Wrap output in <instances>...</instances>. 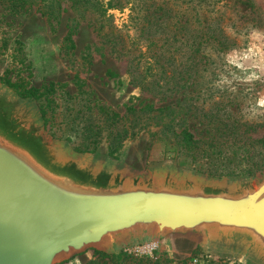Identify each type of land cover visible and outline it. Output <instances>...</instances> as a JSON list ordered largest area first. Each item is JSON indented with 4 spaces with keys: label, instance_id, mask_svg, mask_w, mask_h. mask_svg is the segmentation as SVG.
<instances>
[{
    "label": "rangeland",
    "instance_id": "374dc122",
    "mask_svg": "<svg viewBox=\"0 0 264 264\" xmlns=\"http://www.w3.org/2000/svg\"><path fill=\"white\" fill-rule=\"evenodd\" d=\"M0 79L47 90L45 131L76 151L139 172H264V0H0ZM132 255L244 263L187 236Z\"/></svg>",
    "mask_w": 264,
    "mask_h": 264
},
{
    "label": "water",
    "instance_id": "95a60500",
    "mask_svg": "<svg viewBox=\"0 0 264 264\" xmlns=\"http://www.w3.org/2000/svg\"><path fill=\"white\" fill-rule=\"evenodd\" d=\"M171 236L264 264V172L217 177L172 163L139 172L76 151L0 79V264H61Z\"/></svg>",
    "mask_w": 264,
    "mask_h": 264
},
{
    "label": "trees",
    "instance_id": "16d2710c",
    "mask_svg": "<svg viewBox=\"0 0 264 264\" xmlns=\"http://www.w3.org/2000/svg\"><path fill=\"white\" fill-rule=\"evenodd\" d=\"M65 40L70 43V46L72 48L75 47V42L73 39V33L71 32V30H70V32H68L67 36L65 37ZM7 82L21 96L34 98L38 101L40 99H42L47 92V90L43 91L41 88L28 87V86H25L23 84H14L10 81H7ZM145 107L151 108V107H153V105L147 104ZM166 108L167 107H161L160 110L162 111ZM41 110H42V113L45 117L46 116V110H45L43 103L41 104ZM133 110H135V108ZM45 122L47 124L46 118H45ZM184 134H185L184 140H186V143H187L186 145H189L191 147V145L195 142L193 133L189 130H185ZM84 151H86V150H84ZM203 155L204 156L208 155V152L204 151ZM94 251L98 255V257L96 259L89 260V261L85 262L84 264H151V263H154V264H171V262L169 260H164V259L161 260V262L159 260L152 262V260L148 256H138L139 258L133 259V255L127 253L126 251H122L119 254H116V253L109 254V253L99 251V250H94ZM131 260H133V262ZM178 264H188V263L187 262H181ZM208 264H215V263H214V261H210ZM237 264H244V263H237Z\"/></svg>",
    "mask_w": 264,
    "mask_h": 264
},
{
    "label": "built area",
    "instance_id": "2783aa9c",
    "mask_svg": "<svg viewBox=\"0 0 264 264\" xmlns=\"http://www.w3.org/2000/svg\"><path fill=\"white\" fill-rule=\"evenodd\" d=\"M158 247H159V241L157 242L150 241L141 245H136L135 247L125 248L124 251H126L129 254L148 253V252L152 253ZM198 260L199 259L195 258L194 263H198Z\"/></svg>",
    "mask_w": 264,
    "mask_h": 264
},
{
    "label": "bare ground",
    "instance_id": "6f19581e",
    "mask_svg": "<svg viewBox=\"0 0 264 264\" xmlns=\"http://www.w3.org/2000/svg\"><path fill=\"white\" fill-rule=\"evenodd\" d=\"M154 242H157V241H154ZM155 244H157V243H155Z\"/></svg>",
    "mask_w": 264,
    "mask_h": 264
}]
</instances>
